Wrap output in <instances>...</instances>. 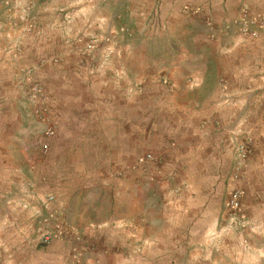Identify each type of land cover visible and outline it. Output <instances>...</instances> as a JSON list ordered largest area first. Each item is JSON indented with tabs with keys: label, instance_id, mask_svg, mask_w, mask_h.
<instances>
[{
	"label": "rangeland",
	"instance_id": "rangeland-1",
	"mask_svg": "<svg viewBox=\"0 0 264 264\" xmlns=\"http://www.w3.org/2000/svg\"><path fill=\"white\" fill-rule=\"evenodd\" d=\"M179 2L0 0V140L25 143L0 161V264H264V15ZM125 123L126 171L102 143L101 166L67 158L69 131Z\"/></svg>",
	"mask_w": 264,
	"mask_h": 264
},
{
	"label": "crops",
	"instance_id": "crops-1",
	"mask_svg": "<svg viewBox=\"0 0 264 264\" xmlns=\"http://www.w3.org/2000/svg\"><path fill=\"white\" fill-rule=\"evenodd\" d=\"M205 1L206 4L210 6L208 14V18L213 22V26H221V24H226L228 22L235 23L238 19L243 18L245 11L253 15H264V0H190V3H197V2H203ZM179 0H160L159 7L161 12V18L162 21H170V20H178V9L180 6ZM208 32V31H207ZM206 32V33H207ZM205 33V34H206ZM212 33V32H208ZM220 36L219 38L225 39V46L223 47V53L225 55H230L232 53H236L237 51L240 53H244V49H252L254 46H246L243 44H240L245 38L244 34L239 30H221L219 31ZM208 36V35H207ZM264 36V35H262ZM215 37V36H214ZM217 37V36H216ZM237 39L240 42L236 43V45H227L228 40L227 39ZM264 37H261L263 39ZM234 42V41H233ZM222 48V46H220ZM227 53V54H226ZM145 102L148 104V102H156L158 103L157 106L160 107V103L163 102L164 96L162 94H146L144 96ZM172 101L177 102L179 100L175 99V96L172 95ZM154 102V103H155ZM156 105V104H155ZM143 108L145 106L143 105ZM172 108L175 110L177 115L184 118H190L195 117L198 113L194 109H191L190 107H175V105H172ZM131 111V104H124L123 106V114L125 112ZM146 114V113H145ZM149 118H157L158 115L162 116L163 111L161 108H155L151 111H149L146 114ZM202 115L206 116V112H202ZM211 113L207 112V117H211ZM15 117H19V115L15 114ZM131 116H129L130 118ZM160 124V123H159ZM150 126V124H149ZM76 131L77 136L74 137L72 140L73 143H75V150L76 152L69 153L67 155V158L74 159L77 163L79 162V165H95L98 164L101 166V163H105V161L101 162L99 161V156L95 153V150L99 148V143H102L103 145H106L109 147V153L110 157H108V160H110L113 163V166L123 165V168L128 167L131 163L132 154H133V141L137 137L135 129L132 128V125L130 123H125L122 126H113L111 128L107 127H95L91 126L85 127V128H76L69 132ZM148 135L150 133L146 131L143 133L141 130H139V136L140 141L146 142L148 140ZM24 142L20 141H1L0 140V161H8L13 164L12 157L10 154H8L12 149H16L19 147V150L21 151ZM170 151L169 155L171 156L173 153V149H168ZM176 150H174L175 152ZM85 154L90 155V157H85ZM173 156V155H172ZM97 157V158H96ZM96 158V159H95ZM16 174H20V170L16 169ZM115 178V182L118 185V182H121L122 179Z\"/></svg>",
	"mask_w": 264,
	"mask_h": 264
}]
</instances>
